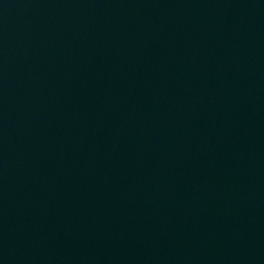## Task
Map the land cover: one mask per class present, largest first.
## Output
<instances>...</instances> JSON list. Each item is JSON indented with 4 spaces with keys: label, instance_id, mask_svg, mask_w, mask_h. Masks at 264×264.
<instances>
[{
    "label": "water",
    "instance_id": "obj_1",
    "mask_svg": "<svg viewBox=\"0 0 264 264\" xmlns=\"http://www.w3.org/2000/svg\"><path fill=\"white\" fill-rule=\"evenodd\" d=\"M0 264H264V0H0Z\"/></svg>",
    "mask_w": 264,
    "mask_h": 264
}]
</instances>
